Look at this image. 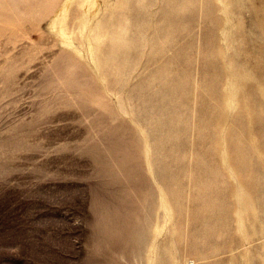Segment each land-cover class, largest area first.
I'll return each instance as SVG.
<instances>
[{"label":"rangeland","instance_id":"1","mask_svg":"<svg viewBox=\"0 0 264 264\" xmlns=\"http://www.w3.org/2000/svg\"><path fill=\"white\" fill-rule=\"evenodd\" d=\"M83 1L0 0V264H147L159 220L154 264L264 263V0H98L97 67Z\"/></svg>","mask_w":264,"mask_h":264},{"label":"bare ground","instance_id":"2","mask_svg":"<svg viewBox=\"0 0 264 264\" xmlns=\"http://www.w3.org/2000/svg\"><path fill=\"white\" fill-rule=\"evenodd\" d=\"M73 0H68L69 3H71ZM221 3H223V13H225L226 15V18H227V22L229 23V25H231V20H230V17H229V10L227 9V6L225 5L224 1L223 0H219ZM220 5V4H219ZM222 6V4H221ZM82 7H84V15L83 17L80 19V27H81V36L83 38V42H82V45H78L75 41V38H74V34L73 32L69 31L68 28H67V24H66V20H67V8L66 6L64 8H62L58 13L57 15L53 18L52 22H51V26L54 27L55 31H56V34L57 36L60 37V42L67 46V47H70L72 48L75 52H78L79 54H81L82 56L88 58L92 64L97 67V41L94 37V31H95V25L97 24L95 19L94 18V13L96 11H98L101 7V4L98 2V0H84L83 1V5ZM50 31V30H49ZM228 31V30H227ZM225 32V33H228V32ZM55 34V32H54ZM55 34V35H56ZM21 40V39H20ZM58 40V39H57ZM19 41V40H18ZM5 42V41H4ZM1 43V42H0ZM5 44V43H4ZM2 46V44H0ZM4 46V45H3ZM2 46V47H3ZM18 46V45H17ZM1 47V48H2ZM6 47V46H5ZM19 48V47H18ZM15 49V48H14ZM5 52V51H4ZM3 53V52H2ZM17 53V52H16ZM22 54V53H21ZM21 56V55H20ZM125 56V55H124ZM128 56V55H127ZM83 57V58H84ZM14 58V56H13ZM17 58V57H16ZM99 58V57H98ZM16 60V59H15ZM14 62V61H13ZM18 62V61H17ZM10 63V62H9ZM8 63V64H9ZM12 65V63H11ZM11 69V68H10ZM14 70V69H13ZM13 74V73H12ZM17 74V72H16ZM8 75H9V72H8ZM231 78V77H230ZM233 78H235V76L233 75ZM231 78V80L233 79ZM8 79V78H7ZM4 80V79H3ZM236 80V79H235ZM13 81V80H12ZM239 81V80H238ZM2 82V81H1ZM19 82V81H18ZM237 81H231L230 83H228L229 86H227L228 90H229V93L228 95H230L229 97V100L228 101V108L229 109H233L234 106L236 105V98H235V94H237V87L238 85L237 84H240V83H236ZM6 83V82H5ZM8 83V82H7ZM20 83V82H19ZM9 84V83H8ZM17 84V83H16ZM71 84V83H70ZM15 85V84H14ZM240 86V85H239ZM9 87V86H8ZM261 87V86H260ZM17 88V87H16ZM19 88V87H18ZM122 88V87H120ZM7 89V88H6ZM20 89V88H19ZM262 89V88H261ZM17 90V89H16ZM240 90V88H239ZM237 92V93H236ZM238 95V94H237ZM4 96V94H3ZM87 97V96H86ZM89 97V96H88ZM5 98V96H4ZM238 98V97H237ZM237 106H238V103H237ZM125 108V107H124ZM151 108V107H150ZM122 109V107H121ZM104 110V109H102ZM122 111V110H121ZM228 111V109H227ZM105 112V111H104ZM103 112V113H104ZM233 112V111H232ZM231 112V113H232ZM110 113V112H109ZM56 114V113H55ZM112 114V113H111ZM227 114V113H226ZM97 115V114H96ZM228 115V114H227ZM108 116V115H107ZM93 125V124H92ZM13 130V134L15 133V130ZM146 130V129H145ZM91 131V130H90ZM138 131V130H137ZM150 131V130H149ZM164 131V130H163ZM225 132V131H224ZM90 133V132H89ZM2 134V133H0ZM13 134L11 135L8 134V135H3L0 137V144L1 146H10L11 144H13L14 142H17L18 139H14L13 137ZM84 134V133H83ZM97 134V133H96ZM141 134H142V138H143V141L145 142L144 143V148H145V158H146V165H147V169L149 171V175L151 177V179L154 180L155 184H156V187L159 191V195H160V208L163 210L164 212V215L166 218H169L170 214L172 213V209L170 208V205L168 203V197L166 196V193L162 187V183H161V179H160V174H159V171L158 169L154 166V163H153V160L151 158V154H152V145L151 143L149 142L148 140V137L145 133L144 130H141ZM89 135V134H88ZM103 137V135H102ZM224 137V136H223ZM81 139V138H80ZM138 139V138H137ZM140 139V138H139ZM79 140V139H78ZM112 140V138H111ZM224 140V139H223ZM88 141V139H87ZM89 142V141H88ZM88 144V143H86ZM85 144V145H86ZM98 144V143H97ZM120 144V142H119ZM18 145V144H17ZM96 145V144H95ZM88 147H90L88 145ZM87 147V148H88ZM2 148V147H0ZM7 149V147H5ZM9 148V147H8ZM78 148V147H77ZM97 148V147H96ZM99 148V147H98ZM91 149V148H90ZM118 149V148H117ZM227 149V148H226ZM4 150V149H3ZM84 150V149H83ZM82 150V151H83ZM1 151V150H0ZM90 151V150H89ZM97 151V150H96ZM99 151V150H98ZM122 151V150H120ZM4 151H2L1 153L3 154ZM5 152H7L5 150ZM107 152V151H106ZM92 154H95L94 150L91 151ZM121 153V152H120ZM6 154V153H5ZM87 154V153H86ZM106 155V154H105ZM90 156V155H89ZM92 156V155H91ZM108 156V155H107ZM106 156V157H107ZM93 157V156H92ZM90 157V159L92 158ZM105 157V158H106ZM154 158V156H152ZM156 159V158H155ZM166 159V158H165ZM222 159V157H221ZM4 160V159H3ZM162 160V159H161ZM230 161V160H229ZM7 162V161H5ZM228 162V161H227ZM4 164V162H3ZM96 166V164H95ZM119 166V165H118ZM180 167V166H178ZM3 169V168H1ZM5 169V168H4ZM8 169V168H7ZM140 169V168H139ZM192 169V168H191ZM98 170V169H97ZM164 170V169H163ZM184 170V169H182ZM4 171V170H3ZM130 171V170H129ZM142 171V170H141ZM122 173H124L125 175V172H123L122 170ZM128 173V172H127ZM126 173V175H127ZM131 173V172H130ZM133 173V172H132ZM135 173V171H134ZM143 173V172H142ZM109 174V173H108ZM138 174V173H137ZM136 175V174H135ZM107 177V176H106ZM116 177V176H115ZM124 177V176H123ZM138 177V176H137ZM139 178V177H138ZM137 178V179H138ZM163 178H165V176L163 175ZM125 180V179H124ZM123 180V181H124ZM136 180V179H135ZM241 181V179H240ZM235 185V184H234ZM122 187V186H121ZM235 187V186H234ZM132 189V188H131ZM118 190V189H117ZM122 190V189H121ZM223 193V192H222ZM157 196V195H156ZM219 196V195H218ZM102 197V196H101ZM100 197V198H101ZM120 199V198H119ZM157 199V197H156ZM239 199L241 200V202H244L245 203V200H246V196L245 195H242V194H239ZM104 201V200H103ZM251 201V200H250ZM117 202V201H116ZM97 203V202H96ZM128 203V201H127ZM102 204V203H101ZM109 207V206H108ZM248 215V214H247ZM96 220V219H95ZM168 220L165 219V223L167 222ZM167 224V223H166ZM147 225L145 226H139V225H136V227H134L131 232L134 234L133 235V241L128 238V240H125V241H121L120 244H123L122 246H124L122 249H126V248H129V244L132 248L133 251L137 252L139 255H142V252L145 256V261L147 264H154V258H155V255L154 254V250L153 248L156 246V243H157V240H158V237L160 236V234H162V232L164 231V228H165V224L164 222H161L160 220L156 223L155 226H153V229H152V232H150V235H152L153 233V243L152 245H148V243L146 242L147 241ZM126 230V229H125ZM115 231V230H114ZM118 231V230H116ZM105 233V232H103ZM112 234V232H110ZM115 234V232H113ZM131 233V234H132ZM107 235V234H106ZM110 235V234H109ZM117 235V234H115ZM119 235V234H118ZM125 236V235H124ZM123 236V237H124ZM128 236V235H127ZM264 236V234H263ZM115 238H117L115 236ZM187 238V237H186ZM118 239V238H117ZM127 239V238H126ZM245 239V238H243ZM123 240V239H122ZM115 241V240H114ZM245 243V242H244ZM253 243V242H252ZM249 245V244H248ZM251 247V246H250ZM264 247V246H263ZM167 250V249H166ZM247 250V249H246ZM245 250V252H246ZM248 253V252H247ZM246 254V253H245ZM251 254V253H250ZM135 256V255H134ZM244 256V255H243ZM249 257V256H248ZM173 258V257H172ZM247 258V257H246ZM253 259V258H252ZM144 261V262H145ZM261 263V262H260ZM264 264V263H262Z\"/></svg>","mask_w":264,"mask_h":264}]
</instances>
